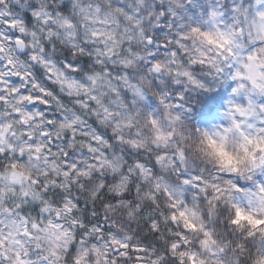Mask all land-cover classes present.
Returning <instances> with one entry per match:
<instances>
[{
    "label": "clouds",
    "instance_id": "clouds-1",
    "mask_svg": "<svg viewBox=\"0 0 264 264\" xmlns=\"http://www.w3.org/2000/svg\"><path fill=\"white\" fill-rule=\"evenodd\" d=\"M0 264H264V0H0Z\"/></svg>",
    "mask_w": 264,
    "mask_h": 264
}]
</instances>
